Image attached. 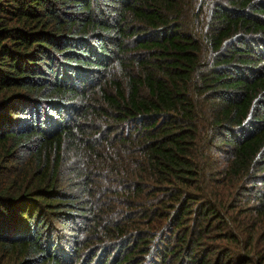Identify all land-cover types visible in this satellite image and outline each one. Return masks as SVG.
<instances>
[{"label":"trees","instance_id":"trees-1","mask_svg":"<svg viewBox=\"0 0 264 264\" xmlns=\"http://www.w3.org/2000/svg\"><path fill=\"white\" fill-rule=\"evenodd\" d=\"M0 264H264V0H0Z\"/></svg>","mask_w":264,"mask_h":264}]
</instances>
